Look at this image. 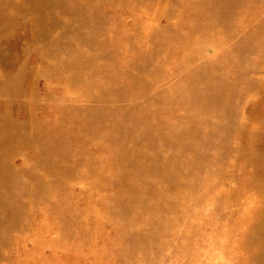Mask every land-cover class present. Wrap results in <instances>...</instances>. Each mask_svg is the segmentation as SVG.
<instances>
[{"label": "rangeland", "instance_id": "1", "mask_svg": "<svg viewBox=\"0 0 264 264\" xmlns=\"http://www.w3.org/2000/svg\"><path fill=\"white\" fill-rule=\"evenodd\" d=\"M215 10L0 0V264H264V0Z\"/></svg>", "mask_w": 264, "mask_h": 264}, {"label": "bare ground", "instance_id": "2", "mask_svg": "<svg viewBox=\"0 0 264 264\" xmlns=\"http://www.w3.org/2000/svg\"><path fill=\"white\" fill-rule=\"evenodd\" d=\"M239 0H214V5L216 7V14L220 15L224 12H226L227 10L232 9ZM214 100L219 102L222 107H223V118H234V106L232 104V101L229 99V97L227 96L224 88H217V90H215L214 92V96H213ZM234 131L233 128L229 129V133L231 134V132ZM230 134L227 135V137L230 136ZM161 219L160 217L156 216L155 217V223L158 225L160 224ZM260 234L261 236L264 238V221L263 224L260 228ZM263 255H264V250H263Z\"/></svg>", "mask_w": 264, "mask_h": 264}]
</instances>
